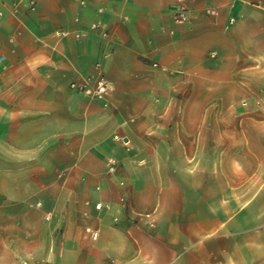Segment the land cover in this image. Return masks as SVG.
<instances>
[{
	"label": "crops",
	"instance_id": "obj_1",
	"mask_svg": "<svg viewBox=\"0 0 264 264\" xmlns=\"http://www.w3.org/2000/svg\"><path fill=\"white\" fill-rule=\"evenodd\" d=\"M0 264H264V0H0Z\"/></svg>",
	"mask_w": 264,
	"mask_h": 264
},
{
	"label": "built area",
	"instance_id": "obj_2",
	"mask_svg": "<svg viewBox=\"0 0 264 264\" xmlns=\"http://www.w3.org/2000/svg\"><path fill=\"white\" fill-rule=\"evenodd\" d=\"M3 3V2H2ZM29 9H33V4H28ZM217 11L215 9H208L205 11L206 15H216ZM12 15L17 14V9L13 8L11 10ZM192 11L186 5H178L172 13V17L178 23H187L191 20ZM96 27V26H93ZM99 67V64H96ZM69 88L80 95H83L91 100H96L102 102L105 107L108 106L107 95L110 90V85L103 74H97L95 76L80 77L78 80L72 81L69 84ZM109 171L113 172L115 169V162L111 159L108 161ZM96 209H101V204L95 205ZM96 233H93V238L96 237Z\"/></svg>",
	"mask_w": 264,
	"mask_h": 264
}]
</instances>
